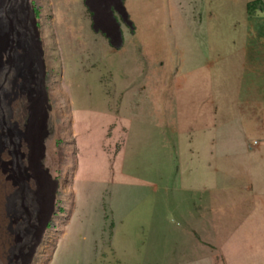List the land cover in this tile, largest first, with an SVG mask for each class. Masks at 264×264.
<instances>
[{"label": "rangeland", "instance_id": "obj_1", "mask_svg": "<svg viewBox=\"0 0 264 264\" xmlns=\"http://www.w3.org/2000/svg\"><path fill=\"white\" fill-rule=\"evenodd\" d=\"M254 1L121 0L128 24L115 16L114 45L85 0L28 1L47 104L30 125L22 79L4 65L0 176L14 193L0 264H22L35 231L20 208L27 181L56 188L31 264H264V0L248 11ZM43 115L49 184L33 166Z\"/></svg>", "mask_w": 264, "mask_h": 264}, {"label": "bare ground", "instance_id": "obj_2", "mask_svg": "<svg viewBox=\"0 0 264 264\" xmlns=\"http://www.w3.org/2000/svg\"><path fill=\"white\" fill-rule=\"evenodd\" d=\"M28 1L0 0V71H3L4 65H7L10 71L14 69L16 77L22 79V85L19 86V89L28 99L30 108L27 105L25 108H29L28 123L31 125V119L33 120L37 114V105L40 103L47 104V96L44 88V78L46 77L44 53L35 10L29 5ZM85 5L92 18L93 30L106 36L112 45H114V42L119 44L121 42V32L115 16L120 15L124 22L128 24V17L121 0L118 4L113 5H110V0H85ZM4 56L6 57L5 62L3 61ZM38 68L41 70L40 79H38ZM14 71H12L13 75ZM31 84L34 87H31ZM11 114L12 119L17 115L14 112H11ZM45 121L46 116L38 122L42 130V136L38 140L40 155L33 166L46 177L49 184L50 177L48 172L44 171L41 163L44 159V140L47 136L44 131L46 129ZM15 125L17 126V124ZM25 129L28 133V142L31 143V140H35V138H32L34 134L29 133V126H26ZM16 132L19 138L25 137L21 132ZM28 149L31 151V146ZM30 187L31 182L27 181L23 191L19 192L22 195L21 200L23 202L20 208L30 219L32 218L34 224H29V226L35 230L32 233V238L26 243V254L22 257V264L32 263L37 248L42 243L45 231L49 227L55 208L56 188L45 193L46 187L44 185H38L35 192H32L33 190L31 191ZM13 191L14 188L11 182L4 181L0 176V255H3L2 248L7 249L11 245L4 229V223L6 222V201L14 193ZM26 198L27 200H25ZM9 231H12V229L10 228Z\"/></svg>", "mask_w": 264, "mask_h": 264}, {"label": "trees", "instance_id": "obj_3", "mask_svg": "<svg viewBox=\"0 0 264 264\" xmlns=\"http://www.w3.org/2000/svg\"><path fill=\"white\" fill-rule=\"evenodd\" d=\"M262 5V1L260 0H257V1H254L252 3H249L248 6H247V10L250 11V10H255L254 12H256V10H258V8L261 9V6ZM36 13V11H35ZM37 14H38V10H37Z\"/></svg>", "mask_w": 264, "mask_h": 264}]
</instances>
